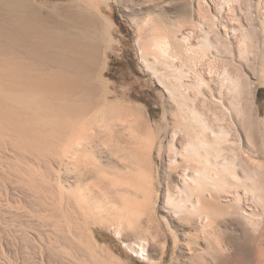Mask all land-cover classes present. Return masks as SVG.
I'll use <instances>...</instances> for the list:
<instances>
[{
  "label": "bare ground",
  "instance_id": "6f19581e",
  "mask_svg": "<svg viewBox=\"0 0 264 264\" xmlns=\"http://www.w3.org/2000/svg\"><path fill=\"white\" fill-rule=\"evenodd\" d=\"M181 1L182 14L171 25L148 39L141 34L138 41L142 65L168 95L161 140L150 141L152 130L137 107L108 99L112 92L100 77L107 29L94 6L84 0L63 3L58 11L44 10L31 0H0V105L6 114L9 110L28 118L35 128L51 130L55 149L68 135L65 148L77 157L73 165L80 187L97 169L105 186H117V178L106 175V180L104 174L124 168L121 176L127 178V187L115 190L122 196L115 207L121 216L132 214L125 192L138 199L139 214L145 212L140 192L149 184L151 157L160 160L159 180L156 168L150 178L152 185L158 180L163 187L162 219L170 229L174 222L190 231L194 244L201 236L207 238L206 251L215 248L224 261V238L236 252L248 251L264 239V133L258 134L254 122L253 88L247 83L248 96L244 92L243 99L236 98L233 93L244 88L243 81L228 67V61L247 56V40L257 37L260 14L251 0L247 11L237 0ZM248 111L250 122L244 126L239 113ZM94 121L99 125L100 163L87 156L93 147L87 123ZM40 199L39 213L57 210L58 205ZM228 223L235 230L227 231ZM117 227L121 233L123 222ZM126 245L149 257L145 239Z\"/></svg>",
  "mask_w": 264,
  "mask_h": 264
},
{
  "label": "rangeland",
  "instance_id": "374dc122",
  "mask_svg": "<svg viewBox=\"0 0 264 264\" xmlns=\"http://www.w3.org/2000/svg\"><path fill=\"white\" fill-rule=\"evenodd\" d=\"M31 1L44 10L58 11L63 3L79 0ZM237 1L243 10L247 11L250 0ZM251 1L258 5L254 6V10L260 14V20L257 22L259 32L257 37L247 40L248 54L244 60L240 59L236 63L228 61V67L232 74L238 73L243 81L244 88L233 93L236 98L243 99L248 96L249 90L247 86L245 87L247 83L253 88L257 111L254 122L258 134H263L264 28L262 30L261 25L264 22V0ZM84 2L94 6V12L99 13L107 29V40L102 43L104 54L100 77L102 76L101 79L112 92V97L108 99L137 107L152 130L150 141L161 140L159 133L168 95L151 72L142 65L138 41L141 34L148 39L155 33H161L165 25H171L182 14L183 1L84 0ZM141 43L143 44L144 40ZM235 54H238V51ZM238 63L243 70H238ZM244 92L246 95L243 97L241 93ZM6 112L0 105V264H22L25 260L30 262L26 261L28 264H264V239L261 240V244H254L248 251L236 252L229 246L228 238H224L222 246L228 252V259L224 262L218 259L219 253L214 251L215 248L212 253L206 251V245L210 243L207 238L201 236L198 243L194 244L190 231L183 230L174 222L173 229H170L162 219L165 215L163 187L158 183L162 167L160 160L156 161L154 156L151 157L147 172L149 184L141 189L142 196L139 198L142 211L145 212L139 214L138 199L125 192L123 198H126L128 212L130 210L132 214L121 216L117 206L122 203V196L120 193L115 195V190L127 187L125 182L127 178L121 176L126 172L124 168L119 166L115 168L116 172L104 174V178L106 175L108 179L117 178L115 180L118 187L105 186L98 178L100 171L97 169L88 178L87 184H83L84 189V186L80 187L75 179L77 169L73 164L77 157L72 158L71 153L67 152L69 149L65 148L68 135L61 139L63 146L55 149L51 130L35 128L28 118L11 115L9 110L8 114ZM249 116V111L239 113L238 121L245 126L250 122ZM95 122L98 121H94V124L87 123L90 130H88L90 146H93L91 152L88 151L90 155L87 156L90 160L97 159L100 163L96 147L99 125ZM23 125L24 130L20 129ZM59 158L64 160L61 167ZM53 159L58 160L54 162ZM153 168H156L155 177L158 179L156 186L151 184L150 178ZM107 187V190L111 191L103 195L102 192H105ZM40 198L59 207L57 206V210H54L56 207H51L54 209H50V212L43 210L39 213ZM71 200L74 201V205L71 204ZM105 200L108 201L104 202ZM114 203L118 205L115 206ZM80 204L88 205L83 209L85 205L82 208L78 206ZM107 206L109 208H105ZM59 208H62L60 210L64 213H60ZM44 211L45 214L54 212L59 215L51 213L52 216L44 217V214L42 215ZM148 215L151 216L150 219ZM147 220L151 228L148 227ZM120 222H123L121 233L116 230ZM137 225H140V228L144 227V230L141 228V231L139 229L136 231ZM57 227L60 228L57 230ZM230 227L228 223L227 231L235 230ZM142 239L148 241L149 257L133 252L126 245Z\"/></svg>",
  "mask_w": 264,
  "mask_h": 264
}]
</instances>
